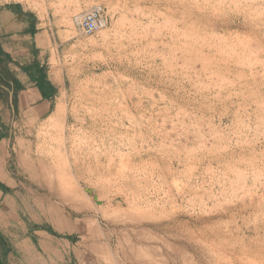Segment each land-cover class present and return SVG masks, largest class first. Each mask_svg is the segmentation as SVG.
Masks as SVG:
<instances>
[{"label":"rangeland","instance_id":"obj_1","mask_svg":"<svg viewBox=\"0 0 264 264\" xmlns=\"http://www.w3.org/2000/svg\"><path fill=\"white\" fill-rule=\"evenodd\" d=\"M11 1L61 89L9 163L73 264H264V0Z\"/></svg>","mask_w":264,"mask_h":264},{"label":"crops","instance_id":"obj_2","mask_svg":"<svg viewBox=\"0 0 264 264\" xmlns=\"http://www.w3.org/2000/svg\"><path fill=\"white\" fill-rule=\"evenodd\" d=\"M41 20L20 1L0 0V264H73L69 238L59 249L60 232L22 209L9 163L17 123L44 120L61 89L50 62L56 40Z\"/></svg>","mask_w":264,"mask_h":264},{"label":"bare ground","instance_id":"obj_3","mask_svg":"<svg viewBox=\"0 0 264 264\" xmlns=\"http://www.w3.org/2000/svg\"><path fill=\"white\" fill-rule=\"evenodd\" d=\"M6 1V0H5ZM11 1V0H7ZM80 17H77L76 22ZM65 22V21H64ZM68 24V23H67ZM107 24L103 10L99 6H93L86 13L81 15L78 27L81 28L83 34H90L105 27ZM80 31V32H81Z\"/></svg>","mask_w":264,"mask_h":264}]
</instances>
